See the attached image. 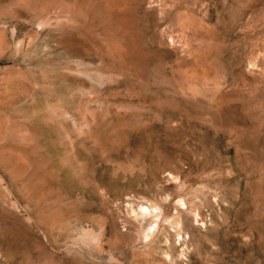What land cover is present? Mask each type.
I'll list each match as a JSON object with an SVG mask.
<instances>
[{
  "label": "rangeland",
  "instance_id": "374dc122",
  "mask_svg": "<svg viewBox=\"0 0 264 264\" xmlns=\"http://www.w3.org/2000/svg\"><path fill=\"white\" fill-rule=\"evenodd\" d=\"M0 264H264V0H0Z\"/></svg>",
  "mask_w": 264,
  "mask_h": 264
}]
</instances>
